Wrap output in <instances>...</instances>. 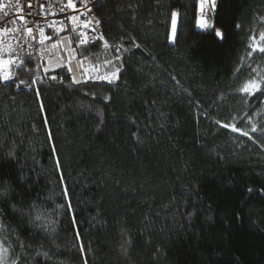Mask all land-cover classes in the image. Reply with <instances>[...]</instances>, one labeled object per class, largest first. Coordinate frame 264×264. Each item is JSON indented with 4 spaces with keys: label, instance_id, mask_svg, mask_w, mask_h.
<instances>
[{
    "label": "trees",
    "instance_id": "trees-1",
    "mask_svg": "<svg viewBox=\"0 0 264 264\" xmlns=\"http://www.w3.org/2000/svg\"><path fill=\"white\" fill-rule=\"evenodd\" d=\"M199 1L98 0L104 39L70 34V54L84 74L119 68L111 84L74 83L66 66L44 72L38 54L9 64L11 79L0 80V183L11 188L0 201L3 264H264V116L251 123L264 95L235 91L264 65V53L247 56L264 0L205 5L220 41L197 28ZM34 201L47 231L30 223Z\"/></svg>",
    "mask_w": 264,
    "mask_h": 264
},
{
    "label": "built area",
    "instance_id": "built-area-1",
    "mask_svg": "<svg viewBox=\"0 0 264 264\" xmlns=\"http://www.w3.org/2000/svg\"><path fill=\"white\" fill-rule=\"evenodd\" d=\"M93 1L72 0L74 7H67L69 0H30V3L29 0H0L3 5L0 8V61L7 59L16 62L27 54L44 55L42 45L51 43L59 53L70 54V34L79 35L81 40L87 37V43H98L103 30L96 23L98 19L93 10ZM4 12H8V15L5 16ZM71 17L77 19L73 21ZM88 21L91 23L85 27ZM29 28L31 34L27 31ZM44 37H53L54 41L49 42ZM70 58L74 59L73 55ZM66 62L62 60V66H66ZM76 64L80 70L79 61Z\"/></svg>",
    "mask_w": 264,
    "mask_h": 264
},
{
    "label": "snow or ice",
    "instance_id": "snow-or-ice-1",
    "mask_svg": "<svg viewBox=\"0 0 264 264\" xmlns=\"http://www.w3.org/2000/svg\"><path fill=\"white\" fill-rule=\"evenodd\" d=\"M30 3V0H29ZM205 5H208L209 10H215L216 8V0H200V16L197 18V24L198 27L203 28V29H212L215 31V35L216 37L220 38L221 40L224 38L223 36V32L221 29L219 28H214L212 25H209L205 20H203V16H204V7ZM3 5L0 4V8H2ZM41 7H43V5H41ZM67 7H74V5L72 4V0H69V3L67 5ZM63 11V9H61ZM4 15L7 16L8 12H4ZM176 17H177V12L173 11L172 12V36H170V40L174 37L175 33H176ZM21 19L23 20L24 18L21 17ZM70 19H72L73 21H75L77 18L76 17H71ZM25 24H27V21H24ZM91 21H88L87 23H85V27H88V24H90ZM97 24H99L100 22L97 20L96 21ZM240 25H237V28H239ZM28 33L31 34V29H27ZM41 36H43V29H41ZM45 39H48V37H44ZM99 39L103 40L104 37L101 35L99 37ZM253 40V43L249 44V48L252 49V51L247 53L248 57H252L253 52H256L257 50L260 53H264V33H261L260 35V45H257L255 43V37L251 38ZM88 42V38L85 37L84 39L81 40V43H87ZM137 48L140 47L139 44L135 45ZM104 47L107 49L109 47V44L107 41L104 42ZM127 50V49H126ZM117 59H119V57H116ZM7 63V64H11L12 61H0V73H2V75H0V80H4L7 81L9 79H11V76L6 73L3 72V65ZM21 63H23V61L21 60ZM105 63L110 64L111 61H106ZM243 64H244V57L241 58V66H238L235 70L234 76L237 74H241L243 71ZM17 67H19V65H17ZM250 67V65H249ZM71 71V69H69ZM98 71V69H97ZM120 71L119 68L116 69V71L111 72V73H104V74H98L96 77H94L95 79H99V80H106L109 84L113 83V78L117 77V73ZM252 71H256V69H252ZM51 79L55 80L56 77H51ZM173 79H175V77H173ZM73 82L74 83H79V80H77L75 77H73ZM21 84L26 83L25 81H20ZM35 83V81H34ZM19 86V85H18ZM236 92L244 95L245 97H252L254 96L257 92H260L262 95H264V78L257 80L256 78H249L246 79L243 83L240 84V86L235 89ZM37 95L39 96V93H37ZM42 110H43V106H42ZM222 127H230L232 129V131H240L239 129H237L234 125H230V124H222ZM252 132H256L257 128L255 126H253L251 128ZM241 135H245L248 136L249 133L248 132H243L241 131ZM250 139H252L251 136H249ZM51 139V137H50ZM53 155H58L55 152V149L53 148ZM56 167L57 169H60V163L59 160L57 159L56 161ZM11 188L9 185H7L6 183H0V201L3 200V198L8 197L10 194ZM249 193L252 192V189H248ZM264 191V190H262ZM65 195V197H68V193L67 190H65V192L63 193ZM60 208H67L68 210H71V204L69 203L67 206L64 205H60L58 206ZM13 211H16V205L13 204L12 205ZM30 216V223H33L36 227H43L46 231L49 227V224L51 223V221H49L48 223H38V222H42V221H48V217L45 215L44 210H43V205L42 204H37L35 201L32 203L31 207H30V211L27 213ZM4 219L5 217L3 216V208L0 207V232H5L7 230V226L4 223ZM73 223H75V220L73 221ZM52 231H55V229L53 228ZM21 247H24L23 242L21 241ZM0 244H2V242H0ZM3 251L7 252L8 248H3ZM43 255L47 256V253H43ZM0 264H3L2 260H0ZM13 264H15V261H13Z\"/></svg>",
    "mask_w": 264,
    "mask_h": 264
},
{
    "label": "rangeland",
    "instance_id": "rangeland-1",
    "mask_svg": "<svg viewBox=\"0 0 264 264\" xmlns=\"http://www.w3.org/2000/svg\"><path fill=\"white\" fill-rule=\"evenodd\" d=\"M197 8H198V15H197V18H198L200 16V1H199V4H198ZM203 20H205V19L203 18ZM177 22H178V20H177V17H176V26H177ZM263 25H264V19H263V21H261L259 23V25L257 26V29L255 30V32L253 33V36H252V37H255V43L257 45H260V43H261L260 42V35L262 33L261 32V29H262L261 27ZM197 28H200V27H198V24H197ZM169 32H170V34H169L168 41H169V43H174L173 41H174L175 35L170 40V36H172V22H171V26H170ZM251 43H253L252 39H251ZM41 49H42V52L44 53V55L41 54V57L45 60L44 72H49V71H52L54 69H57L58 67H63L62 65H64V63H62V60H65V62L67 61L66 65H68V67H67L68 70L71 69V71L69 70V73H70L71 77H75L77 80L81 79L82 81H84V80H89L90 78L95 79L94 77L97 76L96 75L97 72H95V71H92V72L91 71L90 72L87 71V74H84L85 71H84V69L81 66H80V70H79V68H77L76 59L74 58V56H73L74 64L68 63V61L70 59L72 60V58L68 57V59H67V56H65L63 53H59L58 49L55 48L52 43L51 44H47V46H43L42 45ZM58 54H60L62 56L60 58V60H59L60 61L59 64H58V60L56 61V63L51 62L54 59H56V56ZM4 60H7V59H2L1 61H4ZM255 72H257V73H255L257 80H260V79L264 78V65H262L261 67H258ZM259 94H261V93H259ZM261 104H263V109L259 108V109L256 110V112L252 115L253 118H251V123L257 122V120L263 118V116H264V99H263ZM238 132H240V131H238Z\"/></svg>",
    "mask_w": 264,
    "mask_h": 264
},
{
    "label": "crops",
    "instance_id": "crops-1",
    "mask_svg": "<svg viewBox=\"0 0 264 264\" xmlns=\"http://www.w3.org/2000/svg\"><path fill=\"white\" fill-rule=\"evenodd\" d=\"M65 56H67V58L68 57H72V54H67V55H65ZM62 56L60 55V54H58L57 56H56V59H54L53 61H51V62H54V63H56V61L58 60V64H59V60H60V58H61ZM4 61H7V60H4ZM68 63H70V64H74V60L72 59H70L69 61H68ZM9 64H7V63H5L4 65H3V72H6L7 73V71H8V69H9ZM68 67V65H66V69H68L67 68ZM0 75H2V73H0ZM72 78V80H73V77H71ZM79 80V82L80 81H82L81 79H78Z\"/></svg>",
    "mask_w": 264,
    "mask_h": 264
},
{
    "label": "bare ground",
    "instance_id": "bare-ground-1",
    "mask_svg": "<svg viewBox=\"0 0 264 264\" xmlns=\"http://www.w3.org/2000/svg\"><path fill=\"white\" fill-rule=\"evenodd\" d=\"M97 2H98V0H94V1H93L94 5H95ZM19 60H20V59H19ZM19 60H17V61L14 62V63H17Z\"/></svg>",
    "mask_w": 264,
    "mask_h": 264
},
{
    "label": "water",
    "instance_id": "water-1",
    "mask_svg": "<svg viewBox=\"0 0 264 264\" xmlns=\"http://www.w3.org/2000/svg\"><path fill=\"white\" fill-rule=\"evenodd\" d=\"M214 33H215V32H214ZM215 37H216V35H215ZM216 39L220 41V38L216 37Z\"/></svg>",
    "mask_w": 264,
    "mask_h": 264
}]
</instances>
